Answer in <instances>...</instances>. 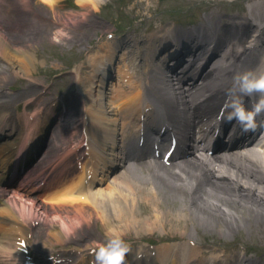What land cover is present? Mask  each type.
I'll use <instances>...</instances> for the list:
<instances>
[{
  "label": "bare ground",
  "instance_id": "bare-ground-1",
  "mask_svg": "<svg viewBox=\"0 0 264 264\" xmlns=\"http://www.w3.org/2000/svg\"><path fill=\"white\" fill-rule=\"evenodd\" d=\"M113 1L118 0H77L75 13H61L59 9L65 8L66 0H0V56L10 71L30 78L35 87L40 84L34 79L36 75L51 76L57 70L37 69L42 59L39 47L46 45L55 52L67 44L76 45V38L69 31L71 25L105 30L106 23L97 17H103V11L104 17L109 14L117 22L126 14L135 13V8L140 18L148 17L160 5V0H137L134 4V0H124L131 11L125 4L113 7ZM205 1L208 3L201 5L206 10L205 18L198 26L179 33L173 29L175 26L166 25L142 44L127 36L119 41H113L117 38L113 37L104 48L99 45V57L90 56L84 61L94 69L93 73L87 77L80 70L75 71L72 89L78 99L69 111L64 110L63 99L59 107L52 106L56 102L50 99V104H43V94L32 87L23 94L26 109L22 114L0 107V151L7 142L20 147L24 144L26 148L30 143L34 148L30 152L35 155L49 147L44 160L59 172L72 170V158L84 155L104 167L115 163V155L121 157L117 149L124 131L135 127L137 120L146 124L166 116L179 117L178 123L187 129L199 119L210 121L211 109L228 98L237 74L264 72V64L259 67L264 62V0H246L250 2L248 11L229 16L223 6L237 0ZM49 57L46 60H51ZM193 58L195 63L188 66L186 62ZM182 59V67L187 68L185 73L181 71L183 82H174L162 74V67L173 69V62ZM117 67L120 80H113L108 86L107 80ZM0 76L6 79V72L0 71ZM197 76L202 86L197 84L195 91L184 87L185 81L193 83ZM86 79L87 90L83 87ZM63 84L68 86L69 81ZM244 98L250 101L249 97ZM4 161L0 160V171L4 170ZM141 168L123 167V174L116 175L105 188L78 193L59 205L40 203L23 191L9 196L0 194V264H35L23 245H31L30 235L36 233L38 226L43 225L47 235L43 248L49 246L53 256L57 243L68 241L77 229L98 221L106 230L117 231L115 222L119 221L121 234L133 224L140 229L145 227L142 224H152L164 232L168 230L171 238L181 239L159 246L155 250L158 259L151 257L147 249L128 254L126 264H261L253 261L261 260L257 256L229 259L218 251L210 257L216 263L205 262L201 246L208 236L229 234L226 227L236 233L246 229L250 220L264 221V154L254 151L210 159L201 152L198 157L169 168L147 164L144 170L148 176ZM168 201L181 205L179 212L176 208L173 215L167 211ZM150 211L153 215H145ZM183 220H189L196 231L206 233L197 245L191 243L194 237H189L195 231L187 230ZM251 227L264 231V223ZM91 244L76 250L87 253L100 243ZM53 258H64L63 264H73L75 259L66 252ZM80 261L86 262L82 256Z\"/></svg>",
  "mask_w": 264,
  "mask_h": 264
},
{
  "label": "rangeland",
  "instance_id": "rangeland-1",
  "mask_svg": "<svg viewBox=\"0 0 264 264\" xmlns=\"http://www.w3.org/2000/svg\"><path fill=\"white\" fill-rule=\"evenodd\" d=\"M76 1L77 0H66L64 4L65 8L59 9V11L61 13L65 11L75 13L76 9H78ZM136 2L137 0H134L133 4ZM159 2V7H156L157 11L148 17L144 16V18H140L138 16L139 11L137 8H135L133 10L136 14H126L127 17L124 16L119 18L117 22H114L112 21L109 14L105 15L106 17H104L103 11V17H100V15H97V17L102 22L106 23L107 29L105 30L98 29V31H96L92 28H87L86 30L71 25L69 31L73 36H75L74 39L76 38L77 42V44L74 46L67 44L65 48H56L55 52L49 50L50 47L46 45L44 47L43 45L40 46L39 48L41 50L42 59L41 64L37 66V69H41V71H43V68L49 67L51 69L52 67H55L57 70L52 71L53 73L51 76L48 74L43 76L36 75L34 79L40 84H37L35 87L32 86L33 83L31 82L30 78L23 76L18 77L15 71H10V67L8 66L6 60L2 59L0 56V71L1 73L2 71L6 72V79L0 76V107H6L2 110H9L14 111L16 114H22V109L24 107L23 94L26 93V91L30 92L32 87L36 91H41V94L43 92V103L48 102V99L55 101V99L58 97H66L65 99L67 102L65 103V110L69 111L72 107L73 101L75 104V101L78 99V96L74 94V90L72 89L75 71L78 69L85 73L87 77L90 76V73H93L94 69L91 68L89 64L86 65L84 61L89 59L90 56H98L97 53L101 50L100 46L104 48L107 41H110V39L108 40L107 38L112 35H116L118 38L128 36L130 38L132 37V39H135L136 41H142V39L144 40L145 38H148L150 35H152V33L158 28H161L160 26L162 24L167 25V27H178V25L184 27V25L187 24L199 25L204 21L203 18H205L206 14V10L204 11V9H201V5L208 3L205 0H160ZM124 4L126 5L124 0L113 1V7L121 8ZM248 4H250V2L246 0H237L226 3L223 8H226L224 12L229 16L230 14H238L240 12L245 13L248 11ZM128 6L129 5H126L127 9L132 11V8H130L131 6ZM148 18H151L152 22L149 21ZM55 30H57V28L53 29L54 32ZM50 45H52V43H50ZM82 55H86L87 57L83 58ZM47 56H50L49 58L51 60H46ZM115 74L117 73L115 72ZM112 80L113 78H111L109 82H112ZM65 81H69L68 86L63 84ZM84 82V89H89V84L87 83L88 80L86 79ZM109 85L110 83L108 86ZM185 200H188L187 197H185ZM167 203L170 204V208H168L167 211H169L172 215L176 212L175 208L178 211L179 206H181H174L172 205L173 203H170V201ZM145 215L150 216L153 214L150 211ZM216 222L221 225L219 219H216ZM250 222L252 223H248L246 229H241L239 232L235 233L232 231V229H229L230 227H226V229L228 228L227 232H229V234L220 235L219 233L215 237H206L205 242L203 243L204 245L201 246V248L204 250V254L210 256L218 251L230 255L237 254L240 251H246V253L249 252L251 254H260L263 256L264 260V231L259 229L255 230L251 227V225H254L255 223H259L260 225L264 223V221L259 220L255 222L254 220H250ZM115 223V225H117L118 231L123 229L120 227L119 221ZM182 225L186 226L187 230H190V232L195 231L194 234L189 233V237H194L196 242L199 241L201 236L206 234L201 233L200 230L196 231L193 227V224L189 220L188 222L183 220ZM142 226L145 227L140 229L139 226H135V224H133V226L130 227L125 232V234H122V238L128 243L132 250H141L142 248H148L151 246L158 247L159 245L172 243L173 241L179 240L178 237L171 238L167 234L168 230L164 232L162 227L160 228L152 224H142ZM36 230V233L34 232L31 236V246L36 242V244H38L39 247L41 246V249H43L44 243L47 239L43 225L37 227ZM68 238L69 242L66 241L63 244L55 245L58 250L63 249L64 252H72L75 248L74 245H84L97 241L100 243H105L107 239V230L102 227L101 222L98 221L96 225L91 224L89 226L83 227V229H77L75 234L69 236ZM179 241H181V239ZM48 248L49 246H47V249ZM30 252L32 255L37 256L35 261L44 259L46 256V253L42 252L41 250L36 253L32 252V250H30ZM78 255L80 254H76L75 256L77 264L79 263L77 260Z\"/></svg>",
  "mask_w": 264,
  "mask_h": 264
},
{
  "label": "clouds",
  "instance_id": "clouds-1",
  "mask_svg": "<svg viewBox=\"0 0 264 264\" xmlns=\"http://www.w3.org/2000/svg\"><path fill=\"white\" fill-rule=\"evenodd\" d=\"M244 97L250 98V107L245 106ZM222 111L227 112V121H235L243 132H254L258 125L264 127V120L257 119L264 114V72L237 74ZM93 252L94 264H126L130 246L121 233L109 228L106 242L97 244Z\"/></svg>",
  "mask_w": 264,
  "mask_h": 264
}]
</instances>
